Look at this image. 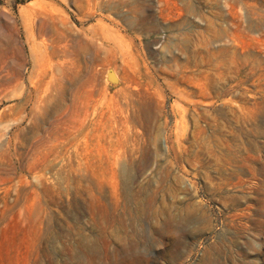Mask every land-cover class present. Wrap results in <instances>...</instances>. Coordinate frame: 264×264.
Segmentation results:
<instances>
[{
    "label": "rangeland",
    "instance_id": "rangeland-1",
    "mask_svg": "<svg viewBox=\"0 0 264 264\" xmlns=\"http://www.w3.org/2000/svg\"><path fill=\"white\" fill-rule=\"evenodd\" d=\"M0 264H264V0H0Z\"/></svg>",
    "mask_w": 264,
    "mask_h": 264
}]
</instances>
